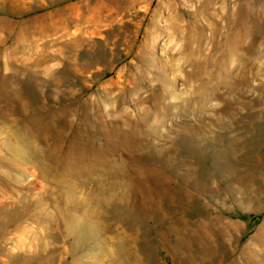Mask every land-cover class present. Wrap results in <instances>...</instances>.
Listing matches in <instances>:
<instances>
[{
  "label": "rangeland",
  "instance_id": "rangeland-1",
  "mask_svg": "<svg viewBox=\"0 0 264 264\" xmlns=\"http://www.w3.org/2000/svg\"><path fill=\"white\" fill-rule=\"evenodd\" d=\"M14 132L27 142L23 169L9 163L4 140ZM55 133L59 152L74 144L78 165L85 154L94 158L93 181L113 192L107 206L128 207L125 219L156 210L136 216L143 237L136 264L214 258L184 256L180 240L228 257L249 243L259 247L264 0H0V264H111L105 251L114 244L104 234V248L88 262L80 257L85 246L51 239L62 234L63 218L44 201L37 209L59 226L12 224L16 206L48 197L37 168L48 167L40 148L55 144ZM93 181L77 188L78 197L92 199Z\"/></svg>",
  "mask_w": 264,
  "mask_h": 264
},
{
  "label": "bare ground",
  "instance_id": "bare-ground-1",
  "mask_svg": "<svg viewBox=\"0 0 264 264\" xmlns=\"http://www.w3.org/2000/svg\"><path fill=\"white\" fill-rule=\"evenodd\" d=\"M24 130H25V128H24ZM13 135H7L5 140H4L7 147L9 148L11 156L13 157L12 161H11V159L9 160V163H11L12 165H14V163H15L17 169H20V168L23 169L22 166L25 165L27 163V160H28L27 156H26V147H27L26 143L27 142L24 141V143H25L24 144L23 138H21L20 136H17L15 134V132L13 133ZM53 138H54L55 144H53L52 146L45 144L44 148H40V151L44 153L43 155L46 157V159L48 161V167H46L45 165L43 166L41 164L40 165L38 164L39 169L37 168L38 174L40 175L41 179H43L46 182V185L43 186V189L41 191H43L48 197H45L46 198L45 200H43L44 197H43V199L34 200L33 204L31 205L32 207L28 208L26 206L25 207L26 210H24L23 208H18L16 206L10 214L12 216V224L14 226H18L27 218H30V219L28 221H26L25 223L21 224L20 226L16 227L15 229H18V230L25 229V228H28L29 223H31L33 221H43V220H49L50 223L53 224L54 226H56V227L59 226L58 220H55V218H51L50 217L51 214L48 210L43 211L42 209L41 210L37 209V206H39V204L43 203V201H44L48 205L52 206L53 208H56L57 216H61L63 218V225H62V231L63 232H62V234H59L58 232L53 231V232L49 233V237L51 239L57 241L60 238V241H64L67 237H69L71 240V241H69V244L72 246L73 249H78V248H81L82 246H85L82 248V251H81L82 255H80V257L86 258V262H88V260H91L93 258L96 259L97 254L94 251L97 250V247L99 249L104 248L102 246L103 242L105 240L103 238V234H104V235H106V237L111 239L113 241L112 243L114 244V248L105 251L107 253H111V254H107L110 258L111 264H136V262H135L136 258H133V256L136 253L135 248L138 247L139 243L143 244V237L140 239L138 236V233L134 229V224L137 221L136 216L140 215V216H142L141 218H143V220H144V219L151 216V212L154 213V211H156V210L153 208L151 210H146L147 212H145L143 210L141 213H140V211L138 213H136L134 211L135 216H132L130 218L125 219L126 216L124 215V212L128 208L127 206H126L127 208H125L124 206H118V205L113 206L114 203L112 205L113 207L107 206L109 199L112 197V196L110 197V195H112V193H113V192L111 194L108 193V191L110 190L108 188V187H110V183H108L109 185H107L106 183H103L104 185L106 184L104 186V185H102V183H98V182L95 183L96 180L93 181L94 176H92V173H93V169H94V165H95L94 158L87 157V154H85L82 157V161L78 165L76 158H74V154H75L74 152H77L76 148H74V146H73L74 144L71 146H68L66 151H63L61 153V152H59L60 151V145H62L61 135L56 134L53 136ZM137 162H141V161H137ZM103 163H105V162H103ZM103 163L100 161L99 165L100 164L102 165ZM135 163H134V165H135ZM97 164L98 163H96V165ZM137 164H139V163H137ZM128 166H129V164H128ZM131 168H132V166H131ZM142 168H143L142 170H144L145 167L142 166ZM147 169H150V168H147ZM137 170H139V169H137ZM127 173H129V172L127 171ZM130 173H131V169H130ZM136 173H134V174H136ZM141 173L142 172L140 171V175L142 176L143 173L142 174ZM154 173H156V172H154ZM132 175H133V173H132ZM136 175H138V174H136ZM154 175L155 174H153L152 176H154ZM20 178L21 179L24 178L23 174H20V176L17 177V179H19V180H20ZM130 178H133V177H130ZM143 178H144V175H143ZM143 178H141V179H143ZM155 178H157V177H155ZM14 179H16V178H14ZM88 179H91V182L93 181V184H94L93 190L90 189L92 191V199L91 200H87L85 198L81 199L80 197H78L77 192H76L77 188L79 190L83 188L85 181H87ZM19 180H18V182H20ZM136 180H138V179H135L134 181H136ZM109 181H111V179ZM128 181H130V180L128 179ZM138 181H141V180H138ZM142 181H144V180H142ZM38 182L40 183V180ZM119 182H121V181H119ZM135 183L138 186L140 184L137 182H135ZM143 183H141L139 187L141 189L143 188L144 189V190L142 189L143 191L146 190V193H147L150 190V187H149V189L146 188V185H144ZM112 184H114V183H112ZM129 185H130V182H129ZM132 185H133V183H132ZM152 185H155L153 183V181H152ZM153 189H155V188H153ZM159 190H160V188H159ZM151 191L154 192V190H151ZM146 193H145V195H146ZM156 193H154V194L156 195ZM114 194L116 195V193H114ZM126 196L128 197L129 193ZM126 196L123 197L124 202L130 201V197H129V199H127ZM149 198H151V197L149 196ZM147 199L148 198H146V200ZM16 200L17 201H15V202L18 203L19 199L16 198ZM143 200H144V198H143ZM137 202L133 203V201H132L133 204H137ZM138 204H139V206L141 205L140 202ZM145 204H146V202H145ZM127 205H129V203ZM134 206H136V205H133V207ZM144 206H146V205H144ZM154 206H156V205L154 204ZM136 209H138L137 206H136ZM156 209H158V208H156ZM119 226H122L123 229L120 230ZM172 231H173V229H172ZM168 232H169V230H168ZM164 233H167V232H164ZM259 234H261V233H259ZM160 235L165 236V235H163V233H160ZM101 236H102V238H99ZM98 240H100L99 245H97ZM255 240H256V242L259 243V247H256V245L254 246L253 243H249V244L243 245L240 248H238L239 250L236 252V254L233 256H229V257L225 256L224 254H221L220 252L216 253L217 249H214L213 246H211V247L209 246L206 251H203L204 249L198 248L196 245L192 246L193 244H190L189 242H187L188 240H186V241L180 240V242H181V246H182V248H181L182 253L186 257L189 256L190 253H193V254H190V256L193 255L195 258H196V256H198L200 259L201 258L205 259L206 255H208V254H206V252H209L210 254L213 253L212 255H214V258L210 261H206L204 264H264V239L259 240L257 237ZM201 242H200V244H201V246H203ZM193 243H194V241H193ZM144 244H145V242H144ZM88 245H89V247L91 246L92 249L85 251L87 249ZM191 246L193 248H191ZM60 247H61V245H59V248H58L59 251L58 252L66 251L65 247H63V248L61 247V250H60ZM143 249H144V247H140L137 249V251L138 252L145 251V249L144 250ZM148 249H149V246L146 247V252H145L146 255L148 254V252H147ZM222 251H223V249H222ZM66 252H69V250H67ZM226 253L227 252H225V254ZM62 254H64V253H62ZM62 256L63 255H61V257ZM129 256H131L132 258ZM80 257H78V258H80ZM226 257H228V258H226ZM132 259H134V261ZM58 260H59V258H58ZM187 260H185V261H187ZM214 260H216V261H214ZM201 264H202V262H201Z\"/></svg>",
  "mask_w": 264,
  "mask_h": 264
}]
</instances>
